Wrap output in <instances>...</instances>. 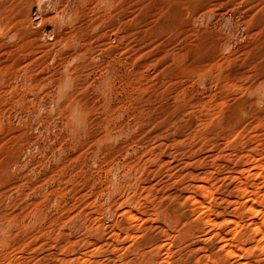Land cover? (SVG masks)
I'll return each mask as SVG.
<instances>
[{"label": "rangeland", "instance_id": "rangeland-1", "mask_svg": "<svg viewBox=\"0 0 264 264\" xmlns=\"http://www.w3.org/2000/svg\"><path fill=\"white\" fill-rule=\"evenodd\" d=\"M263 212L264 0H0V264H264Z\"/></svg>", "mask_w": 264, "mask_h": 264}, {"label": "bare ground", "instance_id": "bare-ground-1", "mask_svg": "<svg viewBox=\"0 0 264 264\" xmlns=\"http://www.w3.org/2000/svg\"><path fill=\"white\" fill-rule=\"evenodd\" d=\"M195 203L197 204V206L199 207V208H203L204 206H205V203H204V201L203 200H196L195 201ZM250 204V203H249ZM247 209H248V211H250V212H258L259 210L258 209H256L255 208V206H254V204L252 203V204H250L248 207H247ZM247 211V210H246ZM264 213V212H263ZM131 217V216H130ZM252 232H253V234H263L264 233V229H263V227L260 225V224H254V226L252 227ZM262 249H264V246H263V248ZM228 251H227V254L228 255H232L233 256V254H235V249H233V247L232 248H229V249H227ZM207 264V263H206Z\"/></svg>", "mask_w": 264, "mask_h": 264}]
</instances>
